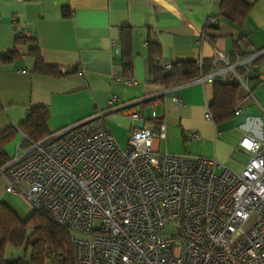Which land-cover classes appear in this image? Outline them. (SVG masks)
<instances>
[{
    "label": "crops",
    "instance_id": "1",
    "mask_svg": "<svg viewBox=\"0 0 264 264\" xmlns=\"http://www.w3.org/2000/svg\"><path fill=\"white\" fill-rule=\"evenodd\" d=\"M220 2L0 0V57L16 52L13 61H0V133L17 128L34 108L47 111L51 133L105 112L115 141L127 147L132 132L142 127L130 114L144 108L146 128L156 127L150 118L153 110L167 126L166 140L154 142L158 153L214 159L220 165L217 175L224 167L240 173L250 158L240 142L245 137L264 139V57L247 78L251 96L244 98L238 86L234 103L241 99L242 113L220 124L205 119L206 113L212 115L214 81L198 79L165 89L151 77L150 42L160 50L157 65L195 62L210 65V73L216 51L235 63L243 54L264 48V0L240 22L221 17ZM64 10H70L69 17ZM211 17L218 23L208 24ZM16 32L30 34L27 39L36 42L46 65L75 72L59 78L34 73L33 45H20ZM126 63L132 65L131 75ZM131 81L135 84L129 86ZM16 141L6 148L10 157H15ZM7 187L1 179L0 202L18 216L23 207L31 215L23 199L8 194Z\"/></svg>",
    "mask_w": 264,
    "mask_h": 264
},
{
    "label": "built area",
    "instance_id": "2",
    "mask_svg": "<svg viewBox=\"0 0 264 264\" xmlns=\"http://www.w3.org/2000/svg\"><path fill=\"white\" fill-rule=\"evenodd\" d=\"M262 57L264 48L231 63L216 51L213 72L200 80L231 81L250 97L247 78ZM240 102L235 114L242 113ZM105 115L32 144L0 170L8 194L32 212H48L71 234L74 264H264V139L245 137L240 146L250 154L247 165L217 175L214 159L158 153L154 142L166 140L167 126L154 110V129L145 127L146 109L130 114L142 127L125 149ZM205 119L211 121V113Z\"/></svg>",
    "mask_w": 264,
    "mask_h": 264
},
{
    "label": "trees",
    "instance_id": "3",
    "mask_svg": "<svg viewBox=\"0 0 264 264\" xmlns=\"http://www.w3.org/2000/svg\"><path fill=\"white\" fill-rule=\"evenodd\" d=\"M258 0H221L220 15L226 20L240 22L247 17L250 10ZM70 16V10H64V17ZM20 45L31 44L30 53L36 58L34 73L42 76L59 78L71 72H61L59 68L46 65L39 53L35 41L26 37L17 38ZM152 49L151 77L154 84L172 89L191 83L210 73V65L198 66L195 62H176L170 69L157 65L156 57H159L158 45L150 42ZM16 52L8 53L0 57L1 62H10L15 58ZM247 54H243L245 56ZM156 60V61H155ZM124 68L130 75L132 65L124 64ZM214 83L215 97L210 106L212 120L217 124L228 121L234 114L233 105L236 99L238 85L222 80ZM48 113L43 108L31 109L26 120L17 128L8 129L0 133V170L6 168L14 159L6 153V148L12 143L20 142L22 135L26 140L21 146L26 149L32 144H40L52 134L47 126ZM32 231L29 234V231ZM10 246L16 250L25 246L30 250V260L18 259L6 260V248ZM75 252L71 240V234L58 226L46 211L32 212L26 219H21L10 207L0 202V264H45L47 260L56 264H74Z\"/></svg>",
    "mask_w": 264,
    "mask_h": 264
},
{
    "label": "rangeland",
    "instance_id": "4",
    "mask_svg": "<svg viewBox=\"0 0 264 264\" xmlns=\"http://www.w3.org/2000/svg\"><path fill=\"white\" fill-rule=\"evenodd\" d=\"M119 147L121 148V149H125L126 147L124 146V145H122V144H119ZM26 151V148L25 147H22L21 145H19L18 147H17V150H16V152H15V157H17V156H20L23 152H25ZM1 179H5L6 180V178L4 177V176H1L0 177V180ZM24 207H23V209L21 208V212H20V214H19V217L21 218V219H25V217L27 216V215H29L28 213L26 214V212L24 211ZM167 231L169 232V231H172V229L171 228H168L167 229ZM31 230L29 231V234H31ZM26 247L27 246H25L24 248H22V249H18V250H16V249H14V248H12V247H10V246H8L7 248H6V251H5V254H6V260L7 261H15V260H18V259H26V260H30V250L28 249H26ZM57 263V261H55V262H51L50 260H47L46 261V263L45 264H56Z\"/></svg>",
    "mask_w": 264,
    "mask_h": 264
}]
</instances>
